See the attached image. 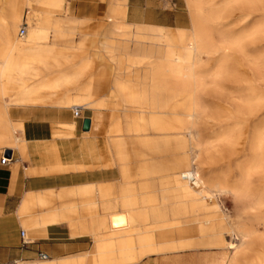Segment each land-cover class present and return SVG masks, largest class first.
<instances>
[{
	"label": "crops",
	"instance_id": "crops-1",
	"mask_svg": "<svg viewBox=\"0 0 264 264\" xmlns=\"http://www.w3.org/2000/svg\"><path fill=\"white\" fill-rule=\"evenodd\" d=\"M9 2L18 24L23 9L29 10L26 34L18 38V25L14 33L0 24V42L13 34L26 42L29 26L35 25L28 18L34 0ZM56 4L60 11L46 15L41 26L47 35L41 45L59 49L62 56L42 61H58L68 70L48 80L0 79L8 130L18 126L15 133L21 140L0 146V157L4 151L11 155L8 164L0 165V264H228L231 253L228 257L220 236L202 235L190 224L207 217L193 188L180 182V175L193 169L187 132L152 128L151 115L169 117L178 104L172 87L178 82L158 81L165 85L160 95H173L164 110L152 107L148 113L126 103L135 90L149 85L146 67L128 63L127 54L137 56L143 42H158L163 31L179 28L184 13L178 1ZM85 28L93 35L85 34ZM26 65L31 67L32 61ZM12 86L16 91L9 95ZM110 106L115 115L101 141L93 133L96 125L102 127L106 111H101ZM75 107L84 110L77 119L71 114ZM84 119L90 121L86 132ZM21 126L36 127L32 131L43 135L25 140ZM53 130L63 134L47 136ZM84 133L88 136L81 137ZM166 162L173 167L166 168ZM168 175L166 197L160 196V181ZM166 205L170 221L147 223V212L156 214L157 206ZM121 214L127 227L112 229L111 217ZM22 228L28 245H22ZM39 252L47 255L46 261H35Z\"/></svg>",
	"mask_w": 264,
	"mask_h": 264
},
{
	"label": "bare ground",
	"instance_id": "bare-ground-1",
	"mask_svg": "<svg viewBox=\"0 0 264 264\" xmlns=\"http://www.w3.org/2000/svg\"><path fill=\"white\" fill-rule=\"evenodd\" d=\"M56 1L34 0L30 4L29 22L37 14H43L46 18V15L50 17L52 13L59 12ZM185 3L189 27L179 26L174 31H163L158 42H143L137 56L127 54L128 63L146 67L149 85L135 90L137 93L134 99L126 103L146 109L148 113L152 107L164 110L173 102V95H160L159 91L165 85L158 81L168 79L178 82L172 85L179 98L178 104L173 105L169 117L151 115L152 128L154 131L172 130L176 133L187 129L190 133L193 169L181 174L180 182L196 190L193 194L195 200L217 204L222 203L221 197L236 194L241 199L242 209L234 217L224 214L228 234L237 241V244L222 242L223 246L232 250L228 264H264V232L255 229V225H264V131L261 130L264 128V118L261 119L264 114V102L261 103L264 96L256 94V90L251 87L249 90L252 94L241 101L240 105L219 100L208 112L203 110L199 95L205 90V58L216 60L211 75L219 76L222 65L231 53L238 52L243 56L244 50L242 47H233L236 46V39L228 45L211 46L209 25L223 20L222 12L226 6H215L211 0H185ZM227 4H236V0H227ZM17 15L16 8L9 0H0L2 27L15 33L19 21ZM45 22L41 20L29 26L26 42L17 39L16 34L6 35L3 44L0 42V79L31 77L48 80L68 70L58 61H42L50 55L62 56L59 49L41 45L47 41L46 32L41 27ZM22 27L25 30L26 25ZM27 61H32L33 65H26ZM216 92L222 94L220 89ZM0 107V146L14 145L21 141L15 133L18 126H14L12 131L8 130L7 118L3 114L6 105L2 99ZM251 124L254 126L248 139L246 133ZM202 125L207 126L206 133L200 128ZM21 129L26 131L25 140L43 135L32 131L36 127L21 126ZM62 134L53 130L47 136ZM247 203L249 205L246 206ZM110 221L112 229L128 225L124 214L111 217ZM192 222L196 223V220ZM25 240L29 241L26 232Z\"/></svg>",
	"mask_w": 264,
	"mask_h": 264
},
{
	"label": "rangeland",
	"instance_id": "rangeland-1",
	"mask_svg": "<svg viewBox=\"0 0 264 264\" xmlns=\"http://www.w3.org/2000/svg\"><path fill=\"white\" fill-rule=\"evenodd\" d=\"M177 1L178 6L184 13V18L182 19L179 26L189 27L188 8L186 6L185 0ZM211 1L215 6L221 8L226 6L222 12L223 20L220 21V23L213 22L209 25L208 32L211 46L220 47L223 45H228L233 43L234 39H236V46L233 47H242V50H244V55L242 56L238 54V52L236 54L235 52L231 53L230 57L227 59L228 62L226 61L222 65L219 76L211 75L216 67V60L205 58V66L203 68V70L206 71L203 81L205 90L200 93L199 96L204 105L203 110L207 112L211 110L213 105L219 100H228L232 103H236V106L240 105L241 101L247 99V97L252 94L249 90L251 87L256 90V94L260 93L264 96V0H251L248 2H245L244 0H236V4H227V0ZM28 12V9H23L22 18L17 27L18 38H21L26 34L20 35L19 30L24 25L25 16ZM34 17L35 23H38V21L41 20H46L45 16L43 17V15L37 14ZM83 32L87 35H93L94 33V31L90 30V28H85ZM92 50L93 49H90V51ZM91 67L92 65L89 66V71H91ZM218 89L222 91L221 95H218L216 92ZM15 91V86H12L8 91V94L11 95ZM233 91H236V93H233ZM263 102L264 99L261 101V103ZM10 107L18 106H9L8 110ZM109 109H104L101 111L102 114L106 111V114L103 115L104 119L102 122V127L96 125L98 130L94 131L93 133V136L97 137L101 141L105 140V132L108 125H110L113 116L115 115L113 113L112 106H110ZM262 118H264V114L261 116V119ZM253 126L254 124H251L247 129L246 137L248 139L251 137L250 134L252 132ZM200 128L202 130L204 129L203 131L205 133L207 132L205 131L207 130L206 125H202ZM261 130L263 132L264 128H261ZM184 132H187L186 134H183L189 136V142L192 145L193 143L191 141L190 133L187 129H185ZM84 136L88 135L85 133L81 135V137ZM1 150L2 149H0V151ZM163 165L168 169L173 167V163L171 162H166ZM170 179L171 177L168 175L167 177H163V179L160 181V196L166 197L163 187H166ZM193 191L196 190L193 189ZM220 200L222 203L215 204L214 202H205L200 199L199 202L202 203L206 209L205 214L207 221L203 220L202 217H198V221L196 223L190 222V224L193 223L192 225L194 226V230L200 231L199 233L202 235L204 231H209L210 233L214 234L217 233V235H219L222 239V242H224L223 244H225V242L237 244L235 237L231 234H228V226L226 219H224V214L234 217L237 214L236 212L242 209V201L237 194L236 196L227 195L225 197H221ZM167 202L169 204L171 203L169 201ZM247 205L249 204L247 203L246 206ZM117 210H115V212H118ZM170 217L171 211L169 205H166L165 208L157 206L156 214L147 212V223L154 224L159 221H170ZM255 229L262 233L264 232V225H255ZM22 230L24 231L23 228ZM174 239L180 240V238L177 236H175ZM224 247L227 248L226 246ZM225 250L227 256L229 257L230 253L232 254V250H228V248ZM35 261H40V259L37 258Z\"/></svg>",
	"mask_w": 264,
	"mask_h": 264
},
{
	"label": "built area",
	"instance_id": "built-area-1",
	"mask_svg": "<svg viewBox=\"0 0 264 264\" xmlns=\"http://www.w3.org/2000/svg\"><path fill=\"white\" fill-rule=\"evenodd\" d=\"M24 32H25L24 27H21L20 34L22 35V34H24ZM80 110H81L80 108H76V107L72 108L71 109L72 117L75 118V119L79 118L80 117ZM5 154L6 153L4 151L2 156L0 157V165H6L11 160V155L9 157V156H6ZM20 237L22 239V245H28L29 244V241L25 240V232L23 230L20 231ZM37 257L40 260H45V259L48 258L46 254L41 253V252L38 253Z\"/></svg>",
	"mask_w": 264,
	"mask_h": 264
},
{
	"label": "water",
	"instance_id": "water-1",
	"mask_svg": "<svg viewBox=\"0 0 264 264\" xmlns=\"http://www.w3.org/2000/svg\"><path fill=\"white\" fill-rule=\"evenodd\" d=\"M90 126V121L88 119H84L82 122V131H88ZM6 156H9V153H6Z\"/></svg>",
	"mask_w": 264,
	"mask_h": 264
}]
</instances>
